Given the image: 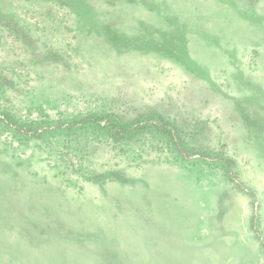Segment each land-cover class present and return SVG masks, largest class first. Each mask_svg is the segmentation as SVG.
I'll return each mask as SVG.
<instances>
[{"label": "rangeland", "instance_id": "1", "mask_svg": "<svg viewBox=\"0 0 264 264\" xmlns=\"http://www.w3.org/2000/svg\"><path fill=\"white\" fill-rule=\"evenodd\" d=\"M0 73L22 120L137 130L0 134V264H264V0H0Z\"/></svg>", "mask_w": 264, "mask_h": 264}, {"label": "trees", "instance_id": "2", "mask_svg": "<svg viewBox=\"0 0 264 264\" xmlns=\"http://www.w3.org/2000/svg\"><path fill=\"white\" fill-rule=\"evenodd\" d=\"M3 90L0 86V91L3 92ZM46 104L43 102V105L40 103L34 106L33 109H36L37 115L24 120L12 111L0 108V134L3 133L5 140L10 143L30 145L34 142L40 149H45L46 145L56 148L60 145L61 148L70 147L72 150L80 151L81 148L84 152L82 147L85 146L81 143L82 139L94 138L98 141L101 135H108L113 141L120 142L130 139L137 132L136 128L122 122L114 113L81 112L57 119L39 116L40 112L46 113L45 107H52L49 104L44 107ZM74 143L76 148H73ZM91 171L94 175L97 173L96 170Z\"/></svg>", "mask_w": 264, "mask_h": 264}]
</instances>
